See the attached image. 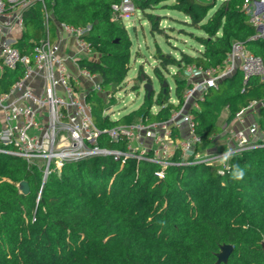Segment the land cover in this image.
<instances>
[{
    "label": "trees",
    "instance_id": "obj_1",
    "mask_svg": "<svg viewBox=\"0 0 264 264\" xmlns=\"http://www.w3.org/2000/svg\"><path fill=\"white\" fill-rule=\"evenodd\" d=\"M120 1L48 0L46 12L52 18L47 25L45 11L35 4L25 11L26 30L16 46L31 54L47 33L52 41L57 38L60 22L75 28L90 26L85 39L98 58L81 59L80 66L99 74L104 91L122 86L131 69L133 44L122 21L112 18V5ZM151 1L135 0L152 23L151 31L163 34L160 17L150 12ZM217 3L176 0L173 10L203 32L194 35L201 48L176 58L157 47L154 72L160 91L150 97L146 93L138 109L119 118L107 114L102 94H89L98 128L169 120L182 104L173 101L171 87L165 85L164 71L170 73V66L178 72L191 65L223 67L235 40L264 61V39L252 40L257 31L241 9L243 0H223L208 16ZM178 72L176 99L183 101L189 83L179 79ZM20 76L3 73L0 91H9ZM144 77L153 85L146 73L138 75L139 80L145 81ZM255 100H264V81L259 77L245 80L238 69L220 80L193 111L201 139L197 151L214 149L223 132L224 110L231 122ZM258 122L264 129V108L258 112ZM172 136L179 139L185 134L175 129ZM99 145L127 150V140L116 143L108 134L100 136ZM181 158L178 149L174 161ZM232 164L245 169L242 181H232L229 170L220 175V164L172 165L159 177L158 163L129 158L122 164L111 155H100L66 162L61 173L44 181L40 166L0 153V264H217L216 254L224 244L234 247L227 264H264V148L235 155ZM23 181L29 184L28 194L20 190Z\"/></svg>",
    "mask_w": 264,
    "mask_h": 264
},
{
    "label": "built area",
    "instance_id": "obj_2",
    "mask_svg": "<svg viewBox=\"0 0 264 264\" xmlns=\"http://www.w3.org/2000/svg\"><path fill=\"white\" fill-rule=\"evenodd\" d=\"M47 2L0 0V76L6 71L21 75L9 91H0V153L22 158L30 166H40L45 181L52 173H61L66 162L100 155H111L122 160V164L129 158L158 163L162 169L157 175L163 177L172 165L219 164L216 157L229 146L236 155L264 148V129L258 122L264 100H255L238 111L231 122L226 119L213 150L197 151L201 139L196 134L193 111L199 109L206 93L238 69L245 80L257 76L264 81L263 59L243 42H232L223 67H186L189 86L183 101L173 100L182 104L169 120L150 124L139 121L102 130L96 126L92 105L87 100L91 93L105 92L101 78L80 66L81 59L98 58L85 39L90 26L75 28L60 22L57 38L52 41L47 33L31 54L16 46L26 30L24 14L30 7L40 3L48 24L52 14L46 12ZM137 9L135 0H121L112 5V18H132ZM241 9L257 31L252 40L264 39V0H243ZM175 129L185 134L184 138L174 139ZM103 134L116 143L127 140V150L102 148L99 138ZM178 149L182 151L181 162L174 161ZM228 170L221 165L219 174Z\"/></svg>",
    "mask_w": 264,
    "mask_h": 264
},
{
    "label": "rangeland",
    "instance_id": "obj_3",
    "mask_svg": "<svg viewBox=\"0 0 264 264\" xmlns=\"http://www.w3.org/2000/svg\"><path fill=\"white\" fill-rule=\"evenodd\" d=\"M140 2L142 0H139ZM211 1V0H203ZM223 0H218L217 5L209 11L212 15L220 6ZM150 12L160 17L159 26L164 33H153L152 23L144 16L140 8L137 9L136 15L132 18H125L122 23L126 26L132 41V59L130 63V71L125 83L102 93L107 105V114L112 118H119L124 114L138 109L145 99V83L148 79L139 80L138 75L146 73L152 79L154 93L157 94L161 89V82L155 75L154 68L158 65L155 54L157 47H160L166 54H171L179 58L181 52L195 54L201 48L200 44L195 40L194 35H203V32L189 25L190 19L183 13L173 10L176 0H153L151 1ZM170 73L164 71L165 83L171 87V97L176 100L175 93V77L178 72L176 67L170 66ZM187 77V71L178 72V78ZM154 107L153 110H157ZM224 110L220 124L224 125L226 117Z\"/></svg>",
    "mask_w": 264,
    "mask_h": 264
},
{
    "label": "clouds",
    "instance_id": "obj_4",
    "mask_svg": "<svg viewBox=\"0 0 264 264\" xmlns=\"http://www.w3.org/2000/svg\"><path fill=\"white\" fill-rule=\"evenodd\" d=\"M235 155V150L229 146L222 154L218 155L216 159L220 165L229 169L231 180L239 182L245 178L246 171L239 164L229 165V161L232 160Z\"/></svg>",
    "mask_w": 264,
    "mask_h": 264
},
{
    "label": "water",
    "instance_id": "obj_5",
    "mask_svg": "<svg viewBox=\"0 0 264 264\" xmlns=\"http://www.w3.org/2000/svg\"><path fill=\"white\" fill-rule=\"evenodd\" d=\"M144 89H145V92L147 93L148 97H150L155 90L154 86L149 84V83H145ZM19 187H20V190L23 194H28L30 191L29 184L26 181L21 182ZM233 250H234V247L230 244L221 245L220 246V252H218L216 254L217 264H227Z\"/></svg>",
    "mask_w": 264,
    "mask_h": 264
},
{
    "label": "crops",
    "instance_id": "obj_6",
    "mask_svg": "<svg viewBox=\"0 0 264 264\" xmlns=\"http://www.w3.org/2000/svg\"><path fill=\"white\" fill-rule=\"evenodd\" d=\"M226 112H227V114H226V117H225V119H224V122H225L226 119L228 118V110H226ZM113 119H115V118L113 117Z\"/></svg>",
    "mask_w": 264,
    "mask_h": 264
}]
</instances>
